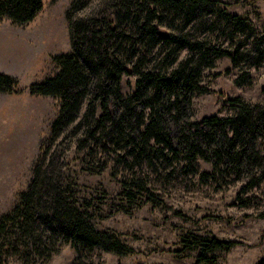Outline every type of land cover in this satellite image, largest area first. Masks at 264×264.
Returning a JSON list of instances; mask_svg holds the SVG:
<instances>
[{"label":"trees","instance_id":"1","mask_svg":"<svg viewBox=\"0 0 264 264\" xmlns=\"http://www.w3.org/2000/svg\"><path fill=\"white\" fill-rule=\"evenodd\" d=\"M43 4L0 0V22L26 25ZM226 6L220 0H101L87 16L67 13L70 51L52 55L55 73L27 88L31 96L58 101L44 142L52 143L71 128L82 132L80 145L91 154L113 153L130 170L178 165L188 174L204 161L212 167L204 177L249 176L244 188L259 185L264 180V154L258 147L264 140V105L233 98L226 116L198 122L186 116L191 98L209 92L202 79L218 60L228 58L232 68L241 70L235 84L247 87L252 84L248 70L264 64V33ZM125 75L135 78L128 95L122 93ZM21 92L14 78L0 74V93ZM48 150L40 149L26 190L0 215V263L10 256L25 263L43 253L48 259L53 250L47 243L57 242L71 246L76 254L72 264H81L80 257L95 249L130 253L116 234L96 230L87 211L76 206L56 167L46 161ZM121 185L127 199L140 194L154 202L143 179L126 178ZM184 242L197 250V264H211V254L234 247L215 237ZM257 264H264V257Z\"/></svg>","mask_w":264,"mask_h":264},{"label":"rangeland","instance_id":"2","mask_svg":"<svg viewBox=\"0 0 264 264\" xmlns=\"http://www.w3.org/2000/svg\"><path fill=\"white\" fill-rule=\"evenodd\" d=\"M100 1L44 0L32 22L23 26L0 22V74L14 78L22 91L0 93V215L9 212L26 190L40 149L48 147L46 161L56 167L76 206L87 211L96 230L116 234L131 250L118 256L95 249L80 257L81 264H197V250L184 242L193 237L234 243L229 251L211 254V264H257L264 257V180L249 188H244L249 176L215 181L202 176L212 172L204 161L188 174L180 172L178 165L175 169L164 165L130 170L113 153L98 150L91 154L80 145L82 132L72 133L71 128L52 143L44 142L58 101L31 96L27 88L55 73L52 55L70 51L67 13L73 18L87 16L99 8ZM220 1L230 13L249 18L264 33V0ZM240 71L231 67L228 58L205 71L202 84L209 92L193 96L185 105L187 120L226 116L227 101L233 98L264 105V64L248 70L252 79L248 87L235 84ZM134 81L131 75L123 76V95L133 91ZM168 129L175 139L172 122ZM258 147L264 154V140ZM126 178L143 179L154 202L140 194L127 199L121 185ZM47 245L53 250L48 259L43 253V257L30 256L23 263L18 256H10L0 264H72L76 259L68 244Z\"/></svg>","mask_w":264,"mask_h":264}]
</instances>
